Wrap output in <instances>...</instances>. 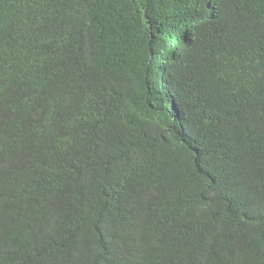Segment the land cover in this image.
<instances>
[{"label": "trees", "instance_id": "obj_1", "mask_svg": "<svg viewBox=\"0 0 264 264\" xmlns=\"http://www.w3.org/2000/svg\"><path fill=\"white\" fill-rule=\"evenodd\" d=\"M0 264H264V0H0Z\"/></svg>", "mask_w": 264, "mask_h": 264}]
</instances>
